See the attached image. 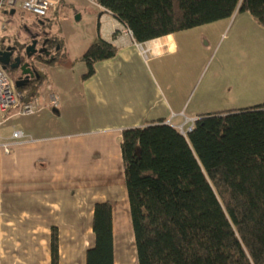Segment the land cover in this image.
Masks as SVG:
<instances>
[{
	"label": "crops",
	"instance_id": "obj_1",
	"mask_svg": "<svg viewBox=\"0 0 264 264\" xmlns=\"http://www.w3.org/2000/svg\"><path fill=\"white\" fill-rule=\"evenodd\" d=\"M92 2L98 24L84 51L101 37L115 45L118 54L97 63L90 78H83L86 73L77 81L73 73L72 80L64 76L63 88L78 84L76 100L68 101L57 88L61 101L53 108L48 100L53 92L40 97L38 91L44 110L15 116L1 129L0 264H52L54 228L59 264H87V251L96 241L94 208L107 201L113 205L114 264H139L122 132L158 120L177 128L197 119L205 99L212 102L215 93L220 109L236 101L229 95L228 78L223 77V85L201 84L200 91V75L179 61L178 56L188 52L183 38L189 30L138 44L116 17ZM56 63L64 73L72 72L63 69L68 60L59 57ZM43 77V84L50 83L45 70ZM18 117L23 118L19 125L9 124ZM14 130L22 131L24 139L13 141ZM6 144H12L9 153Z\"/></svg>",
	"mask_w": 264,
	"mask_h": 264
},
{
	"label": "trees",
	"instance_id": "obj_2",
	"mask_svg": "<svg viewBox=\"0 0 264 264\" xmlns=\"http://www.w3.org/2000/svg\"><path fill=\"white\" fill-rule=\"evenodd\" d=\"M93 1L138 44L236 13L264 27V0ZM117 54L96 38L82 57L83 78ZM43 81L41 75L20 89L26 102ZM121 150L139 264H264V104L200 114L187 136L164 120L128 128ZM112 219L110 201L95 205L87 264H114ZM51 247L52 264H59L56 228Z\"/></svg>",
	"mask_w": 264,
	"mask_h": 264
},
{
	"label": "rangeland",
	"instance_id": "obj_3",
	"mask_svg": "<svg viewBox=\"0 0 264 264\" xmlns=\"http://www.w3.org/2000/svg\"><path fill=\"white\" fill-rule=\"evenodd\" d=\"M15 10L16 13L13 15L6 11L0 13V35L11 34L12 25L19 20L30 21L35 17L21 7ZM98 16L99 12L92 0H63L58 12L51 16L54 33L59 39L58 56L64 60V63L67 60L69 62L68 66L67 64L61 66L63 69H72V72L66 74L61 71L62 68L59 70L58 62L43 66L48 73L50 83L45 82L38 88L40 97L53 92L60 103V93L57 90L60 88L68 101L76 100L78 84H70L69 87L63 88V79L66 77L72 80L70 73H73L77 81L79 76L88 72L87 65L80 58L89 48L84 51L88 46V40L97 29ZM245 17H250L252 23ZM261 29L264 28L250 13H236L232 18L194 28L185 34L183 44L188 48V52L185 55L180 54L179 61L197 71L200 75V86L202 84L208 87L215 81H218L216 85L219 83L223 85L222 80L225 76L228 78L227 83L231 85L229 95L236 98V101L231 99L228 103L231 107L220 109L216 102L218 93H215L212 102L209 103L205 99V104H202L204 107L200 110L201 114L245 109L264 104V31ZM51 77L56 81H50ZM218 90L222 93L223 86ZM211 95L210 93L207 98ZM22 120L23 118L18 117L9 124L19 125Z\"/></svg>",
	"mask_w": 264,
	"mask_h": 264
},
{
	"label": "flooded vegetation",
	"instance_id": "obj_4",
	"mask_svg": "<svg viewBox=\"0 0 264 264\" xmlns=\"http://www.w3.org/2000/svg\"><path fill=\"white\" fill-rule=\"evenodd\" d=\"M12 27L11 34L0 35V55L8 62L7 71L14 78H19L22 76V67L28 65L27 69L43 75V66L59 58V43L51 19L35 16L30 21L21 19ZM33 44L34 49H31ZM13 66L16 67L12 68ZM32 81L33 84L27 88L38 83L36 78Z\"/></svg>",
	"mask_w": 264,
	"mask_h": 264
},
{
	"label": "built area",
	"instance_id": "obj_5",
	"mask_svg": "<svg viewBox=\"0 0 264 264\" xmlns=\"http://www.w3.org/2000/svg\"><path fill=\"white\" fill-rule=\"evenodd\" d=\"M62 0H0V13L2 11H11L21 7L24 11L32 13L38 18H50L58 9ZM132 35L130 30H126ZM146 56V55H145ZM49 105L53 108L59 106V100L54 93L49 95ZM44 104L40 97H34L32 100L25 101V92L18 89L15 78L3 68L0 62V135L2 127L15 116H32L44 110ZM197 119H187V121L177 127V129L187 136L194 128ZM25 135L20 130H14L12 133L13 141L24 139ZM12 144L3 145L4 150L9 153Z\"/></svg>",
	"mask_w": 264,
	"mask_h": 264
},
{
	"label": "water",
	"instance_id": "obj_6",
	"mask_svg": "<svg viewBox=\"0 0 264 264\" xmlns=\"http://www.w3.org/2000/svg\"><path fill=\"white\" fill-rule=\"evenodd\" d=\"M10 13L11 15H13L15 13V9L11 10ZM34 45L35 44L31 46V49H34ZM0 62L3 64V68L7 70L8 62L5 61L1 55H0ZM27 66L28 65H24L22 67V76L19 78H15L16 86L18 89H26L27 87L32 85L34 82L32 81L33 78H36L37 81L40 79L41 75L37 71L32 72L30 69H27ZM15 67L16 66H13L12 68H15Z\"/></svg>",
	"mask_w": 264,
	"mask_h": 264
}]
</instances>
